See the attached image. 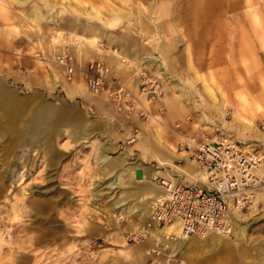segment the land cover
<instances>
[{
  "label": "rangeland",
  "instance_id": "1",
  "mask_svg": "<svg viewBox=\"0 0 264 264\" xmlns=\"http://www.w3.org/2000/svg\"><path fill=\"white\" fill-rule=\"evenodd\" d=\"M58 1L67 22L97 26V20L86 17L94 12L105 18L115 15L109 26L116 38L128 25L133 31L132 46L147 42L143 46L149 52L143 54L162 52L167 70L163 60L164 73L153 74L147 67L165 79H161V117L144 121L117 114L103 97L88 93L80 71L74 82L65 80L56 56L62 43L67 42L63 51L72 52L80 70L91 61H106L93 53L77 55L75 35L84 34L81 30L67 27L65 34L61 30L57 34V27L49 25L51 14L58 16ZM234 1L0 0V86L4 83L9 90L0 94V264H147L150 243L134 240L139 231L129 227L134 221L147 226L149 219L131 217L128 209H116L109 201L111 196L105 195L98 179L99 154L116 158L124 152L130 161L142 163L144 174L140 177L138 170L139 179L152 166L171 171L178 184H193L200 175L189 154L178 150L183 133L223 136L264 156V0L247 2L257 20L259 54L254 58L256 68L241 74L235 73L233 10L224 18L229 36L223 41L220 35V14ZM30 8L32 16L27 13ZM38 13L43 18L36 21ZM199 32L207 36L204 50L201 40L189 35ZM78 39L85 42V37ZM99 46L104 54L117 49L107 39ZM123 64H129L133 72L135 64ZM171 76L179 77L185 89L177 90L171 83L177 79ZM64 86L75 94L81 88L87 90H82L83 96L69 97ZM183 91L188 101L182 98ZM152 111L157 114L155 107ZM75 113L81 121L94 120L97 126L86 127L93 144L73 150L68 147L69 137L60 135L75 125ZM93 155L97 159L91 163ZM175 156L179 158L173 161ZM163 160L191 172L192 180L179 167H161ZM259 175L264 176V164ZM157 178L153 180L156 187L169 180ZM133 186L117 190V196L127 192L130 204L137 203L133 193L142 189ZM260 201L264 203V190ZM232 222L245 228L240 243H234L237 238L231 236L228 247L210 252L201 263L186 258L185 264H264L263 206L249 216L237 214Z\"/></svg>",
  "mask_w": 264,
  "mask_h": 264
},
{
  "label": "built area",
  "instance_id": "2",
  "mask_svg": "<svg viewBox=\"0 0 264 264\" xmlns=\"http://www.w3.org/2000/svg\"><path fill=\"white\" fill-rule=\"evenodd\" d=\"M58 64L69 83L74 82L80 71L88 91L103 97L117 114L149 121L164 113L161 79L145 67L138 73L139 87L135 93L102 61H91L80 70L74 55L67 50L58 55ZM180 127L178 124L177 128ZM178 150L189 154L207 182L174 185L171 180L162 181L165 192L151 205L152 215L146 229L149 232L134 235V240L150 243L147 264H184L171 245V241L177 242L179 238H157L150 233L154 227L159 230L176 222L183 237L230 235L232 218L237 214L249 216L260 206L264 209L260 201L264 176L259 175L264 156L259 152L230 138L211 137L202 132L181 134Z\"/></svg>",
  "mask_w": 264,
  "mask_h": 264
},
{
  "label": "crops",
  "instance_id": "3",
  "mask_svg": "<svg viewBox=\"0 0 264 264\" xmlns=\"http://www.w3.org/2000/svg\"><path fill=\"white\" fill-rule=\"evenodd\" d=\"M60 2L61 1H58V3H57L58 4V6H57V8H58L57 19L59 20V26L57 27L56 33L59 34L58 30L62 31L60 33H64V30L67 27L72 28L76 32L81 30L84 34L75 35V37L77 38L75 40V44H76V48H77V50H76L77 55L80 52H82V54L83 53H85V54L93 53L95 56H97V58L104 59L107 63V64L106 63L105 64L110 68V70L112 68V70L120 76V78L127 84V86H129L134 91H136V90L138 91V73H139L138 70L141 71V69L144 67L146 69H148V68L152 69L151 66H153V64L155 62H153V61L151 63L149 62L150 63V65H149V63L147 62V57L157 56V55H160L162 57V52L143 54L142 52L143 51L145 52V50H146V52H149V50L147 48H144L145 45H148L147 42H145V44H143L144 46L140 44L142 47L141 46H139V47L138 46H136V47L132 46L130 39H131V35H133V31H131V28L128 25L123 26V28L121 29V32L119 33L120 37L116 38L115 35L112 34V31L114 29L109 26V24L110 25L113 24V21L116 20L115 15H114V17L110 15V18H105V17H102L95 12H94L93 16H91V14H89L91 17H86V18L88 20H92V19L94 21L97 20L99 22L97 24V26H95L91 22H87V23H84L82 25L75 22V21L67 22L64 19H62V16L65 13H63V10H60V9H62ZM247 2H248V0H235L234 2L229 4L224 9V11H222L223 12L222 14H220L221 16H223V18H221L223 20L220 19V22H222L221 24L223 25V31H222V33H220V35L224 41L227 39V36H229V33L227 32L228 31L227 22L225 21L224 18H226V13L229 12V10L234 11V21H235V26H236L235 27V33L237 35V64H236V68H235L236 74L237 73L241 74V73L253 71L256 68L254 58L258 57V54H259L257 20H255V18L251 15L252 14L251 11L253 9H252V7L248 6ZM27 13L32 16V14H33L32 9L30 8V10H28ZM89 15L87 14V16H89ZM185 19L188 20V17H186ZM190 19H192V18H190ZM74 34H77V33H74ZM134 34H139V33L135 32ZM189 35L192 37V39L196 38L197 40H201V47L203 48V50L205 49V47L207 46L206 41H208L205 38V37H207L205 33L199 32L198 34H196V36L193 33L192 34L189 33ZM64 37H65V35H64ZM80 37H85L84 40L86 43L79 40L78 38H80ZM104 39H107L117 49H113L112 53H110V52L106 53L107 55L104 54V52L100 49V46H99V43ZM64 40H65V38H64ZM64 40H63V42H64ZM193 40H195V39H193ZM65 44L62 43L61 48L56 53V56H58L63 51ZM91 45H93V46H91ZM82 47H85V48H82ZM156 49L159 50L157 47H156ZM186 50L188 51L187 46H186ZM78 56H80V55H78ZM123 57H125V58H123ZM145 58H146V60H145ZM162 60H163V57H162ZM126 62L131 63V64H135L134 62H136L135 68H133L134 69L133 72L132 71L130 72L131 66H129V64H126V65L123 64ZM163 62L165 63L164 60H163ZM124 66H125V68H124ZM165 68L167 70L166 63H165ZM112 70H111V72H112ZM149 71H151V70H149ZM114 72H112V73H114ZM152 72H153V74H156L155 72H161V71L152 69ZM171 77L176 78L177 80H180L179 77H177V76H171ZM162 78H160V79H162ZM180 81L183 82L182 80H180ZM181 82H179V83H181ZM7 88H8V86H7ZM182 88L185 89V83H184V87H182ZM84 89L87 90L86 88H81V89L77 90V92L75 94L73 91H71V89L64 86V90L69 97H74L75 95L83 96L81 94V92ZM182 98L185 101L189 100V97L187 96L186 91L185 92L183 91ZM172 101H173V99H172ZM76 115L78 116L79 114L75 113L74 116H76ZM86 122H88V123H86ZM83 123H86V125L87 124H95L97 126L96 121L94 122V120L91 121V120L86 119ZM70 129H66V130H70ZM66 130H64L63 132H67ZM88 134L91 136V133H88ZM183 135L189 136L190 134L183 133ZM170 154L172 156H174V152L171 151ZM175 158H179V156L172 157L173 161ZM171 162L172 161L167 162V161L163 160L160 162V166L161 167L173 166L176 168L179 167L178 165L175 164V162H174L175 165H173ZM142 167H143V165L141 163V166L137 169V172H138V170H140L139 171L140 177H142L144 174V171H141ZM148 168L150 171H149V173L144 175L143 179H139L138 173L136 172L135 178H136L137 182L138 181H145V180H152L154 178L155 171H159L160 173H162L163 171H168L169 175L165 176V177L170 178L169 180L178 181V179L175 177V175H173L171 173V171H169L167 169L163 170L161 168H154L152 166H150ZM179 168L182 170V174H185L189 178L192 177L191 172H188L181 167H179ZM157 177L158 176H156L155 179ZM185 185H190V184H185ZM142 197L143 196L140 194H139V196H136L135 200H138V202L132 203L131 205H135L136 209L138 210V214L135 217H139L142 221H144V220H148V219L142 218V216H143L142 213L145 209L151 207V205H152L151 203H153V200H151V199L147 200L146 198H144V197L142 198ZM129 200H130V197H129ZM124 210H127V209H124ZM129 211L130 210L128 209L129 215L131 217H134L131 215V213ZM232 223H234V222H232ZM135 224H137V223L134 221L133 224L129 227L130 231L133 228V225H135ZM227 243H228L227 246H220L219 247V246L213 245L212 242L206 243L205 240L202 241V240H199V239L194 237L193 239H190V240L184 242L183 248H181L182 258L183 259L187 258L186 260H190V261H199L200 260V263H201L202 262L201 260L207 258L208 254L210 252L217 251V250L223 249L225 247H228L230 242L228 241ZM238 243H240V242H238ZM174 249H176V248H174ZM143 259H145V257Z\"/></svg>",
  "mask_w": 264,
  "mask_h": 264
},
{
  "label": "bare ground",
  "instance_id": "4",
  "mask_svg": "<svg viewBox=\"0 0 264 264\" xmlns=\"http://www.w3.org/2000/svg\"><path fill=\"white\" fill-rule=\"evenodd\" d=\"M22 2H23V0H20V3H22ZM53 14H54V12L51 14V17H50L48 23H49V25H53L55 27H58L59 26V20L57 19V16H55ZM89 14L92 15L93 13H89ZM34 18L37 21V20L43 18V15H41V13H38V14H36V16H34ZM55 49H56V47H55ZM123 58H125V57H123ZM145 60H146V58H145ZM152 61L155 62L153 64V66H151L153 70H160L163 73L165 72L164 64L162 63V59L160 56H149V57H147L148 63L149 62L151 63ZM150 63H149V65H150ZM138 72H140V71L138 70ZM169 79L170 78H167V80H169ZM171 82H173V84H175L177 89H181L183 87V84L177 82L176 80H172ZM7 92H9V90L7 89V86L3 83V85L0 86V94L2 95V94H5ZM88 93H89V91H88ZM89 94L92 95L91 93H89ZM74 119H75V123H74L75 125H72L70 130H68L67 132H63L60 135V136L66 135L69 137V140L67 141L68 147L74 150V149L81 147L83 145L87 146L88 144H93L94 141L93 142L91 141V140H93V139H91L92 136H90L88 134L89 132H88V129L86 128L90 124L86 125V123H88V122L83 123V120L82 121L80 120L79 115L78 116L76 115L74 117ZM62 146H64V145H62ZM96 156L97 155L92 156L91 163H94L95 159L97 158ZM97 162H98V166L100 168V174H101L100 177L98 178L100 181V185H104V189L106 190L105 195L111 196V197H109V201H111L113 203V205L116 207V209H129L130 210L129 212L131 213L132 216H137L138 210L136 209L135 205L130 204L131 203V201L129 200L130 195L127 194V192H124L123 197L117 196V190L121 192L122 190L134 188L135 187V186H133L134 183L137 185H140L139 188L142 189V192L137 191L136 193H133L135 197L139 196V194H140L144 198H146L147 200L151 199L154 202L158 197L163 195L165 192V189L162 186L156 187L153 183V180H155V177L159 176V175L168 176L169 175L168 171H163L162 173H160L159 171H155L154 178L152 180H145V181H140V183H136V178H135L136 172H137V169L141 166L139 163V160L130 161L127 158V156L125 155V153L122 152L116 158L111 157L107 153L106 154L102 153V155L99 154ZM83 171L81 173H83ZM156 179H158V178H156ZM171 181L173 182L174 185L178 184L177 181H174V180H171ZM193 181H194V183H201L202 184L204 182H207V179H206V177L199 175V178H197ZM96 182H97V180H96ZM142 214H143L142 218L151 219V215H152L151 207L145 209ZM147 223H148V221H147ZM232 227L233 228H232V232L230 235H223V234H219V233H209V234H207L205 236H201V237H197V236L183 237L181 227L179 226L178 223L175 222V223L167 225L164 228L159 229V230L157 228L155 229V227H154L153 229L150 230V233H152L153 236H155L157 238L169 237V240L172 237L176 238V239L179 238L178 239L179 241H177V242H174V240L171 241V245H172V247L176 248L174 250H176L180 254V257L182 258L181 248H183L184 242H186L190 239H193L194 237L198 238L199 240H202V241L205 240L206 243L212 242L213 245L220 247V246H227L228 245L227 242L229 240H231V236H236L237 240L234 243H238L245 236V228H240V226H237L234 223H232ZM146 229H147V226H139L138 224H135V225H133V228L131 230H132V232L139 231V233L149 232ZM183 263L185 264V260L183 261Z\"/></svg>",
  "mask_w": 264,
  "mask_h": 264
},
{
  "label": "water",
  "instance_id": "5",
  "mask_svg": "<svg viewBox=\"0 0 264 264\" xmlns=\"http://www.w3.org/2000/svg\"><path fill=\"white\" fill-rule=\"evenodd\" d=\"M27 98H31V97H27ZM43 103H45V104H47V105H49V106H51L53 108H56L57 107V105H55L54 103H50L48 101H43Z\"/></svg>",
  "mask_w": 264,
  "mask_h": 264
}]
</instances>
